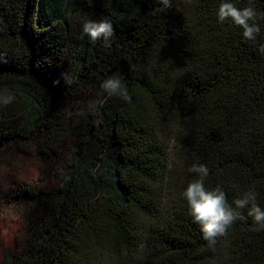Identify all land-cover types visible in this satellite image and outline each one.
I'll list each match as a JSON object with an SVG mask.
<instances>
[{
	"label": "trees",
	"instance_id": "1",
	"mask_svg": "<svg viewBox=\"0 0 264 264\" xmlns=\"http://www.w3.org/2000/svg\"><path fill=\"white\" fill-rule=\"evenodd\" d=\"M221 2L0 0V157L43 164L1 196L27 234L0 264H264L249 208L213 249L182 198L203 164L207 189L264 210V0H229L255 9L251 41ZM104 19L110 47L82 38ZM113 76L129 100L102 92Z\"/></svg>",
	"mask_w": 264,
	"mask_h": 264
},
{
	"label": "clouds",
	"instance_id": "2",
	"mask_svg": "<svg viewBox=\"0 0 264 264\" xmlns=\"http://www.w3.org/2000/svg\"><path fill=\"white\" fill-rule=\"evenodd\" d=\"M157 2L163 4L165 8L171 7V0ZM256 17L257 13L252 6L240 9L229 0H222L217 11L218 22L230 21L241 28L243 38L250 41L255 40L260 31ZM113 35V25L108 19L89 20L83 24L82 38L87 36L92 44L103 40L104 45L110 47ZM259 51L264 54V46H261ZM101 89L109 96H118L125 101L130 99L128 89L119 76L104 80ZM14 99V96L0 93V105L4 107L10 105ZM188 171L195 174L196 178L187 184L182 192V198L186 201L193 222L199 225L202 239L209 247L215 249L218 239L227 235L228 229L236 220L243 219L240 209L249 208L248 216L253 218L254 225L264 226V210L255 203L256 194L253 191L243 193L241 198L229 204L225 192L219 186L211 190L205 187V178L209 175L206 165L194 164Z\"/></svg>",
	"mask_w": 264,
	"mask_h": 264
},
{
	"label": "rangeland",
	"instance_id": "3",
	"mask_svg": "<svg viewBox=\"0 0 264 264\" xmlns=\"http://www.w3.org/2000/svg\"><path fill=\"white\" fill-rule=\"evenodd\" d=\"M9 154L0 157V258L7 251H18L26 238L27 226L5 193L39 178L43 164L34 157ZM49 174H44L47 177Z\"/></svg>",
	"mask_w": 264,
	"mask_h": 264
}]
</instances>
